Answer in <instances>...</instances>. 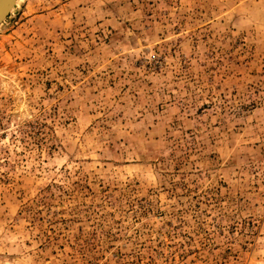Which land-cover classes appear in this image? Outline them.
<instances>
[{"label": "rangeland", "instance_id": "rangeland-1", "mask_svg": "<svg viewBox=\"0 0 264 264\" xmlns=\"http://www.w3.org/2000/svg\"><path fill=\"white\" fill-rule=\"evenodd\" d=\"M0 264H264V0H14Z\"/></svg>", "mask_w": 264, "mask_h": 264}, {"label": "water", "instance_id": "water-1", "mask_svg": "<svg viewBox=\"0 0 264 264\" xmlns=\"http://www.w3.org/2000/svg\"><path fill=\"white\" fill-rule=\"evenodd\" d=\"M13 2L14 0H0V12L3 9L0 15V23L3 17L7 14L9 8L12 6Z\"/></svg>", "mask_w": 264, "mask_h": 264}, {"label": "bare ground", "instance_id": "bare-ground-1", "mask_svg": "<svg viewBox=\"0 0 264 264\" xmlns=\"http://www.w3.org/2000/svg\"><path fill=\"white\" fill-rule=\"evenodd\" d=\"M3 10V9H2ZM2 10H1V12H0V15H1V13H2Z\"/></svg>", "mask_w": 264, "mask_h": 264}]
</instances>
